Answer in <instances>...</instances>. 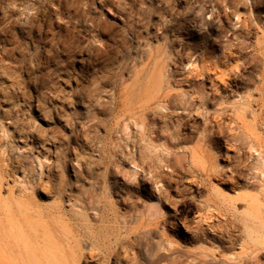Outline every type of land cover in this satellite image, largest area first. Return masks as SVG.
<instances>
[{
  "label": "rangeland",
  "instance_id": "374dc122",
  "mask_svg": "<svg viewBox=\"0 0 264 264\" xmlns=\"http://www.w3.org/2000/svg\"><path fill=\"white\" fill-rule=\"evenodd\" d=\"M263 126L264 0H0V171L67 264H264Z\"/></svg>",
  "mask_w": 264,
  "mask_h": 264
},
{
  "label": "bare ground",
  "instance_id": "6f19581e",
  "mask_svg": "<svg viewBox=\"0 0 264 264\" xmlns=\"http://www.w3.org/2000/svg\"><path fill=\"white\" fill-rule=\"evenodd\" d=\"M173 97L176 98L178 96L173 95ZM237 106L241 107L242 103H238ZM247 129L248 131H253V134L255 135V131L252 127L247 126ZM255 138L256 142L259 144L261 140L260 137L256 135ZM38 149L39 153L45 150V147L39 142ZM44 158L46 159V157ZM261 163L262 167L264 168V160ZM4 174L6 176L10 175L7 171H0V201L4 200L3 192H6V196H10L12 202L10 204H4L2 207H0V210L2 209V211L5 212L7 216L6 220L8 221L10 227L14 230H11L10 232H3L0 229V244H3L5 254L9 255L4 256L1 253L0 264H67L63 252L60 251L61 248L58 247L56 248L57 250H55L50 247L52 242L55 243L54 245L58 244V242L56 237L50 232L47 224L43 221L46 219L44 213L39 210L38 213H35L32 211L31 207H21L19 198L22 197V193L24 191L23 189H27L24 186L25 183H22L23 185L18 187L15 185L14 189L13 187H10L9 184L4 183ZM48 187L43 183L41 186V191L45 194L50 193ZM93 256L94 255H91V257ZM236 257L240 258V256ZM13 259L15 262L12 261Z\"/></svg>",
  "mask_w": 264,
  "mask_h": 264
}]
</instances>
